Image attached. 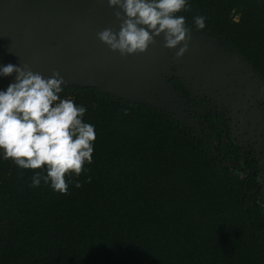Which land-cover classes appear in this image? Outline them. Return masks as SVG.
<instances>
[{"label":"trees","instance_id":"16d2710c","mask_svg":"<svg viewBox=\"0 0 264 264\" xmlns=\"http://www.w3.org/2000/svg\"><path fill=\"white\" fill-rule=\"evenodd\" d=\"M183 15L264 80V0H188ZM93 124L92 163L54 192L0 159V264H264V198L202 138L148 104L63 85ZM43 167V166H42Z\"/></svg>","mask_w":264,"mask_h":264},{"label":"water","instance_id":"95a60500","mask_svg":"<svg viewBox=\"0 0 264 264\" xmlns=\"http://www.w3.org/2000/svg\"><path fill=\"white\" fill-rule=\"evenodd\" d=\"M107 0H0V65H25L34 73L50 77L58 72L64 85L96 87L134 103L148 104L179 117L177 91L169 78L176 77L192 97L195 88L215 84L217 72L264 92V80L236 51H227L224 40L195 28L190 31L188 50L179 58L177 49L163 47V37L144 53L121 56L102 43L96 33L119 30ZM241 72L243 74L241 75ZM0 78V89L14 80Z\"/></svg>","mask_w":264,"mask_h":264},{"label":"clouds","instance_id":"9594fccd","mask_svg":"<svg viewBox=\"0 0 264 264\" xmlns=\"http://www.w3.org/2000/svg\"><path fill=\"white\" fill-rule=\"evenodd\" d=\"M119 21V30L105 28L97 38L121 56L144 53L163 37V47L177 49L181 57L191 40L183 15L188 0H107ZM206 17H193V27H205ZM14 75L13 82L0 89V159H11L22 169L34 172L30 187L43 181L54 192L65 194L70 184L92 163L95 126L84 122L87 111L73 99L61 97L65 81L58 72L43 77L27 65H0V78ZM43 166V167H42Z\"/></svg>","mask_w":264,"mask_h":264},{"label":"flooded vegetation","instance_id":"af4514ba","mask_svg":"<svg viewBox=\"0 0 264 264\" xmlns=\"http://www.w3.org/2000/svg\"><path fill=\"white\" fill-rule=\"evenodd\" d=\"M227 51L234 52L231 47ZM243 72H241V75ZM230 81L217 72L215 84L195 88L194 96L176 77L169 78L177 91L184 127L202 138L218 162L235 168L241 176L251 170L255 187L263 195L264 184V92L253 80L242 83L228 73ZM180 123V122H179ZM181 124V123H180Z\"/></svg>","mask_w":264,"mask_h":264},{"label":"rangeland","instance_id":"374dc122","mask_svg":"<svg viewBox=\"0 0 264 264\" xmlns=\"http://www.w3.org/2000/svg\"><path fill=\"white\" fill-rule=\"evenodd\" d=\"M235 173H238L239 175H240V172H238V171H234ZM261 191H263V195H261L260 197L261 198H264V184H263V187H261Z\"/></svg>","mask_w":264,"mask_h":264}]
</instances>
